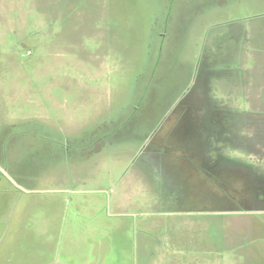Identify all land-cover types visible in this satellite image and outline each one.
Returning <instances> with one entry per match:
<instances>
[{
  "label": "rangeland",
  "instance_id": "374dc122",
  "mask_svg": "<svg viewBox=\"0 0 264 264\" xmlns=\"http://www.w3.org/2000/svg\"><path fill=\"white\" fill-rule=\"evenodd\" d=\"M204 135L200 181L162 146ZM259 150L264 0H0V192L22 235L56 204L57 228L86 211L106 264H264Z\"/></svg>",
  "mask_w": 264,
  "mask_h": 264
},
{
  "label": "crops",
  "instance_id": "0c3cea01",
  "mask_svg": "<svg viewBox=\"0 0 264 264\" xmlns=\"http://www.w3.org/2000/svg\"><path fill=\"white\" fill-rule=\"evenodd\" d=\"M17 190L13 189L15 194L4 201L3 198L10 195L7 192L10 189L4 193L0 192L2 197L0 199V264H106V255H108L106 249L109 243L104 244V241L94 240L93 236H88L94 232L93 227L75 217V215L86 217V211L81 208L74 211L72 217L60 216L63 217V222L59 226L63 228H57L58 206L46 205L44 209L40 206L42 212L38 215L33 213V218L35 223L44 222V227L42 229L37 227L36 231L34 227L32 230L28 228L29 236L26 237V233L22 235L20 193ZM12 196H18L19 200H15L16 205L12 204L8 207L5 202H12ZM22 207L24 210L25 206ZM60 211L64 213V208ZM60 233L66 239L63 238L58 242L57 237ZM84 246L89 247V252L84 250L85 254L81 255L80 248ZM177 257L173 256L169 259L171 264H178L181 257L179 259ZM194 259L197 261L199 258L194 257ZM210 260L207 259L208 262ZM185 263L187 262L184 260L183 264Z\"/></svg>",
  "mask_w": 264,
  "mask_h": 264
},
{
  "label": "flooded vegetation",
  "instance_id": "af4514ba",
  "mask_svg": "<svg viewBox=\"0 0 264 264\" xmlns=\"http://www.w3.org/2000/svg\"><path fill=\"white\" fill-rule=\"evenodd\" d=\"M208 86H209L208 85V82H207V80H205V81H203V83L201 85H200V82H199L198 87L196 86V88H197V93H198V99H199V97H204L205 104L208 106L207 108H205L206 115L207 116H211L213 114L212 108H213V105L214 104L208 98V95H207ZM198 103H202V102L200 101ZM184 111H186V110H184ZM208 120H210L209 117H208ZM169 132H172V129L169 130ZM154 134H152V136ZM166 134H168V133L166 132ZM204 138L206 139L207 144L205 142H204L205 144L202 143V145L201 144H198V143H194L196 141H194L193 143L186 142V144H182V145L180 144V146H182V150L176 149L175 148L176 146H174V145L173 146H167V145H163L162 146L164 148H169V149L173 148L171 150L172 153H171L170 157H173L174 158V162L176 164L179 163V161L176 160V158H178V154H175L174 152L180 151L179 152L181 154L180 158L183 161L182 162V166L186 168L184 170L186 172H189V173L193 172V173L198 174L199 176L197 177V179H200V181L203 179V176L205 175V173L207 171H210V170L213 171L214 167H216V166H214L211 163V161L215 157L212 156L211 145H210V143L208 141L209 139H208V137H206V135H204ZM151 140H152V138L150 139V141H148V143H150ZM163 142H165V140ZM199 145L201 146V148H202V146H204L203 149H200V146ZM259 155H260V157H264V153L261 150H259ZM226 159H227V163L228 162L230 163V166H236V167H238L242 171V173H243L242 175L244 177L246 175H250L251 174V171L249 170V168L245 164L235 163V162L229 161V158H227V157H226ZM212 180H213V182H214L215 185H218L219 184V180H221V179H218V178L215 177V178H212ZM203 184L205 185L206 183H203ZM209 187L212 188L214 191H216L214 185L211 184V185H209ZM249 211H251V212H257L258 209H250Z\"/></svg>",
  "mask_w": 264,
  "mask_h": 264
},
{
  "label": "trees",
  "instance_id": "16d2710c",
  "mask_svg": "<svg viewBox=\"0 0 264 264\" xmlns=\"http://www.w3.org/2000/svg\"><path fill=\"white\" fill-rule=\"evenodd\" d=\"M205 80H207V77L205 78ZM174 127V126H173Z\"/></svg>",
  "mask_w": 264,
  "mask_h": 264
}]
</instances>
